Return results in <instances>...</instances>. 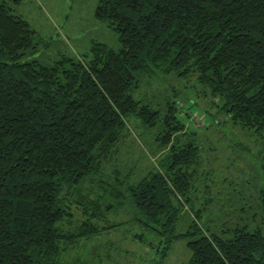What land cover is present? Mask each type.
Returning <instances> with one entry per match:
<instances>
[{"label":"trees","instance_id":"16d2710c","mask_svg":"<svg viewBox=\"0 0 264 264\" xmlns=\"http://www.w3.org/2000/svg\"><path fill=\"white\" fill-rule=\"evenodd\" d=\"M19 1L0 0V264H79L66 254L127 209L164 249L188 238V264H264L263 230L229 218L203 226L193 206L198 129L230 123L260 145L264 223V0H97L95 17L120 47L93 42L88 60L49 64L22 60L35 45L12 12ZM169 75L193 78L221 116L209 112L213 122L196 130L175 94L162 106L136 95ZM127 119L158 128L162 151L134 180L118 165ZM186 207L188 229L175 233Z\"/></svg>","mask_w":264,"mask_h":264},{"label":"rangeland","instance_id":"374dc122","mask_svg":"<svg viewBox=\"0 0 264 264\" xmlns=\"http://www.w3.org/2000/svg\"><path fill=\"white\" fill-rule=\"evenodd\" d=\"M96 4L97 0H20L12 3V12L21 15L33 30L35 49L22 60L35 59L40 64H49L62 55L88 60L93 42L118 49V33L95 17ZM158 81L147 78L136 95L153 94L154 102L159 101V106H162L161 101L168 97V93L169 98L175 94L173 98L181 102L183 110L191 116L206 122H213L209 112L216 117L221 116L209 97L196 94L199 88L193 78L180 80L169 75ZM180 118L190 128H200L191 117L182 115ZM227 124L198 129L205 135L200 141L202 160L194 179L196 202L193 206L196 211L200 210L198 222L203 226H218L229 218L247 224L249 229L258 227L264 231L259 215L262 187L260 145L238 126ZM126 127L118 165L124 171L134 172L131 178L134 180L142 175L144 169L155 165L162 155L155 140L159 129L147 130L135 119H127ZM254 213H257L256 218ZM109 219L123 222L87 241L82 240L78 247L66 254L67 259L74 261L78 258L79 264H188V238L175 239L164 249L160 236L132 219L130 210H120L109 215ZM190 219L191 213L186 207L175 233H184Z\"/></svg>","mask_w":264,"mask_h":264},{"label":"built area","instance_id":"2783aa9c","mask_svg":"<svg viewBox=\"0 0 264 264\" xmlns=\"http://www.w3.org/2000/svg\"><path fill=\"white\" fill-rule=\"evenodd\" d=\"M191 119H193L194 122L197 123L198 125L203 124V120L201 118H198L197 116H191Z\"/></svg>","mask_w":264,"mask_h":264}]
</instances>
